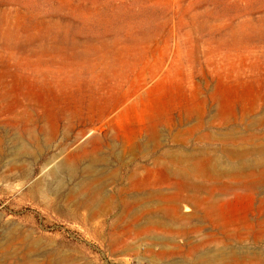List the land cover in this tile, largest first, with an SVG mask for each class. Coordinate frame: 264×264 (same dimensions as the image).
I'll return each mask as SVG.
<instances>
[{"label": "rangeland", "instance_id": "obj_1", "mask_svg": "<svg viewBox=\"0 0 264 264\" xmlns=\"http://www.w3.org/2000/svg\"><path fill=\"white\" fill-rule=\"evenodd\" d=\"M0 146V264H264V0H0Z\"/></svg>", "mask_w": 264, "mask_h": 264}, {"label": "bare ground", "instance_id": "obj_2", "mask_svg": "<svg viewBox=\"0 0 264 264\" xmlns=\"http://www.w3.org/2000/svg\"><path fill=\"white\" fill-rule=\"evenodd\" d=\"M41 131V130H40ZM43 132V131H42ZM38 134V133H36ZM20 136V135H19ZM30 136V135H28ZM36 137H38L36 135ZM32 138H30V141H31ZM39 140V139H38ZM22 141V140H21ZM33 141V140H32ZM46 141V140H45ZM2 142V141H1ZM39 142V141H38ZM47 144V143H46ZM107 145V144H106ZM37 146V145H36ZM109 146V145H108ZM2 147V146H0ZM115 149V148H114ZM37 151V150H36ZM49 151V150H48ZM35 152V151H33ZM40 152V151H39ZM114 152V151H113ZM112 152V153H113ZM41 153V152H40ZM33 154V153H31ZM118 154V153H117ZM18 156L20 157H23L25 155L29 156L30 155V152H29V148L24 144L20 145L19 147V150H18V153H17ZM119 156V155H118ZM99 158V157H97ZM96 158V159H97ZM118 158V157H117ZM103 161V160H102ZM61 173H66L70 178H73L75 176H77V170L72 166V165H69L68 163L65 164V163H62L60 167H57V168H54L52 171H51V175L54 177V178H58L60 177V174ZM187 210V209H186ZM262 226V225H261Z\"/></svg>", "mask_w": 264, "mask_h": 264}]
</instances>
